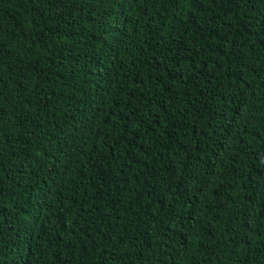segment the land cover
<instances>
[{
    "label": "trees",
    "instance_id": "16d2710c",
    "mask_svg": "<svg viewBox=\"0 0 264 264\" xmlns=\"http://www.w3.org/2000/svg\"><path fill=\"white\" fill-rule=\"evenodd\" d=\"M0 264H264V0H0Z\"/></svg>",
    "mask_w": 264,
    "mask_h": 264
}]
</instances>
